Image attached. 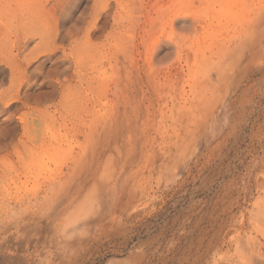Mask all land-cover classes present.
<instances>
[{"label": "rangeland", "instance_id": "1", "mask_svg": "<svg viewBox=\"0 0 264 264\" xmlns=\"http://www.w3.org/2000/svg\"><path fill=\"white\" fill-rule=\"evenodd\" d=\"M0 264H264V0H0Z\"/></svg>", "mask_w": 264, "mask_h": 264}]
</instances>
